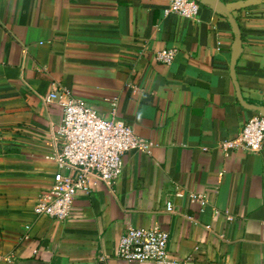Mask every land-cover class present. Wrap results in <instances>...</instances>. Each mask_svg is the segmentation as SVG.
Wrapping results in <instances>:
<instances>
[{"label": "crops", "instance_id": "1", "mask_svg": "<svg viewBox=\"0 0 264 264\" xmlns=\"http://www.w3.org/2000/svg\"><path fill=\"white\" fill-rule=\"evenodd\" d=\"M213 1L189 19L167 0H0V264H138L115 256L129 225L166 231L179 264H264V143L217 148L263 115L264 0ZM171 47L170 65L156 60ZM53 86L104 116L117 95L119 118L154 144L61 221L33 210L57 171Z\"/></svg>", "mask_w": 264, "mask_h": 264}, {"label": "built area", "instance_id": "2", "mask_svg": "<svg viewBox=\"0 0 264 264\" xmlns=\"http://www.w3.org/2000/svg\"><path fill=\"white\" fill-rule=\"evenodd\" d=\"M199 9L198 0H167L165 13L196 19ZM176 53V48H166L155 52V58L170 65ZM42 100L59 104L62 117L55 126L54 151L47 157L55 162L57 171L50 187L37 195L33 210L37 216L61 221L70 216L78 192L89 193L99 182L108 186L115 184L123 170L125 153L135 150L149 154L154 144L135 134L131 126L119 118L117 95L106 99L108 116L101 115L83 99L59 86H53ZM263 143L264 115H257L249 118L234 138L221 140L217 148L225 154L232 150L256 154ZM175 196H181V191ZM188 198L202 206L206 203L203 194L190 192ZM165 209L174 212V205L167 202ZM226 218L232 219L228 214ZM169 240V234L160 228L129 225L116 243L115 256L130 263L179 264L170 257Z\"/></svg>", "mask_w": 264, "mask_h": 264}, {"label": "water", "instance_id": "3", "mask_svg": "<svg viewBox=\"0 0 264 264\" xmlns=\"http://www.w3.org/2000/svg\"><path fill=\"white\" fill-rule=\"evenodd\" d=\"M198 1H200V2H202V3H205V4H209V5H216V2L215 1H213V0H198ZM250 2H246V3H244V2H237L236 4H235V8H241V7H244L245 5H247V4H249ZM218 8L219 9H221V10H223V11H225V12H227L225 9H223V8H221V7H219L218 6ZM229 18L233 21V17L229 14ZM237 32H238V30H237ZM240 43H241V40H240V36H239V38H238V40H237V44H238V46L240 45ZM240 51V46H239V48H238V52ZM236 57V56H235ZM235 64V59L232 61V65H234ZM235 86H237V84H236V82H235ZM262 113H263V115H264V108L262 109Z\"/></svg>", "mask_w": 264, "mask_h": 264}]
</instances>
